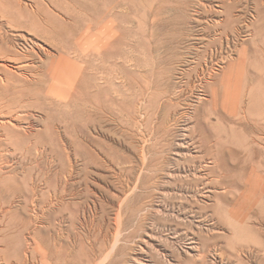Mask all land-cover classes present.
<instances>
[{
    "label": "rangeland",
    "instance_id": "1",
    "mask_svg": "<svg viewBox=\"0 0 264 264\" xmlns=\"http://www.w3.org/2000/svg\"><path fill=\"white\" fill-rule=\"evenodd\" d=\"M82 2L92 10L98 8L116 13L113 19L118 30H121L119 33L122 41L124 40L116 57L120 73L116 75L118 78L114 77L113 82H102L104 84H101V87L109 92L108 96L118 98L120 104L116 108L112 104L108 111L97 114L91 111L94 105H90L87 108H90L88 112L94 116L93 121L88 123V129L84 126L82 115L75 113L74 117L80 116L75 118L77 125L73 126L69 132L59 126L60 134H58L64 145L41 149L42 153L38 157V162L45 170L50 171V177L54 180L68 178L73 184L71 186L73 194L69 196L68 202L73 204L75 209L64 215L65 218L59 211L53 212L51 226H45L42 229L45 243L40 238L36 239L35 233L38 227L35 216L38 212V214L41 213L40 208L43 202L49 201L50 198L47 196L46 200L41 198L40 202L35 203L32 197L20 196L15 199L7 196L6 203H9L8 206L13 203L17 212L11 215V219L7 218L9 221L7 219L4 221L5 234L11 242L9 240V244L0 242V264H86L84 250L90 249L91 245L95 244L96 238L102 240L101 248L104 251L97 255L92 264H170L171 262V264H192L189 235L208 225L206 214L210 215L214 221H218L216 218L218 216H213L217 211L221 220L225 219L232 224H240L244 220L242 224L244 228L237 232V239H246L245 237L251 234L246 220L241 216H246L245 212H264V149L261 148V146L264 148V120L260 121L263 124L258 129L252 130H243L233 123L229 125L219 123L215 117L210 124L206 125L208 129L206 131L212 134L213 139L220 134L222 140L230 147L243 152L241 154L243 163L246 158L252 159L245 163L251 168L248 191L239 194V200L234 207L224 203L218 204L216 195L222 191V186L217 184L215 176L200 177L198 172L203 168L205 158L208 157L201 146L199 132L193 134L195 108L192 105L198 106L194 101L200 93V77L197 72L192 71V78L183 79L185 94L177 100L174 99L175 84L170 85L171 81L168 80L166 72L172 75L171 72L174 73L176 69L180 71L179 63L185 60L184 65L195 66L193 58H197L202 53L198 66L201 68L203 65L205 69L208 67L212 71V77L206 84L207 90H205L208 100L211 99V89L219 87L214 84L217 81L222 91L218 110L225 114L230 113L234 117L235 111H232L236 108L234 106L236 97H233L235 90L247 87L249 93L247 92V96L244 92L245 96L240 105L242 111L238 109L240 115L243 114L242 112L247 110L251 101L250 87L252 86H254L253 89L256 88L257 97L260 98L259 103L263 107L264 0H82ZM28 3L36 6L34 1ZM44 3L49 5L50 11L55 16L66 21L71 20L70 15L50 6L47 0H44ZM69 9L70 12L81 13V17L87 14L83 8L81 10L70 6ZM87 17L90 18V15ZM109 19L111 17L103 21L102 25L107 24ZM4 32L7 35H33L25 31L12 30L6 26H4ZM129 40L133 49L134 65L128 67L127 64L125 65V56L128 52L126 43ZM257 40L260 41L257 42ZM209 41L214 42L210 47L206 46ZM38 42L58 55L51 45L39 40ZM240 54H244V58ZM172 56L175 57L174 62L169 60ZM238 60L241 62L240 65ZM121 68L128 72H126L128 76L124 75ZM248 75L258 76V79L256 78L254 82L250 81L252 83L250 84L247 80ZM188 80L192 85L195 82L194 85H198V88L188 86ZM22 85L23 82L17 79L11 81L4 79V82L0 80V95L4 94V102L14 97L16 92L22 89ZM47 87V83H40V88L44 91L43 95L46 94ZM80 87L89 88L90 84L84 81L78 88ZM129 94L132 97L131 101L126 98ZM74 98L80 99L75 95ZM170 99L173 104L169 103L166 106V102ZM104 100L106 101V97ZM105 103L111 104L110 101ZM231 106L232 109L229 108ZM199 108L201 114L207 115L214 107L205 101ZM35 115L39 128L43 129L45 114L37 112ZM258 116L262 118L264 113ZM172 118L180 119L182 124L175 126ZM158 125L163 126V129L167 126V131L174 133V136L168 134L170 145H167L168 143L163 146L157 145L158 138L153 132ZM196 143L199 145L195 146ZM144 146L148 151V162L146 160L145 163L141 152ZM251 149L254 152L253 155L250 152ZM243 163L240 166H245ZM145 164L148 170H145L139 188L134 190L138 175L146 167ZM252 168H256L255 171ZM7 169L12 170L10 167ZM14 169L23 178L30 168L15 166ZM156 172L160 177L159 188L149 189L147 181H150ZM33 175L38 183L43 184L41 172L34 170ZM26 179L30 181V177ZM140 204L147 206L143 212L136 210ZM238 218H242L241 221ZM17 236L20 238L18 239ZM36 242L41 243L42 251H35ZM60 245H63V248L60 249ZM223 245L225 246V243ZM111 247H114L115 253L106 260V254H109ZM165 254L169 255L171 261L170 259L166 261ZM187 261L188 263H185Z\"/></svg>",
    "mask_w": 264,
    "mask_h": 264
},
{
    "label": "bare ground",
    "instance_id": "2",
    "mask_svg": "<svg viewBox=\"0 0 264 264\" xmlns=\"http://www.w3.org/2000/svg\"><path fill=\"white\" fill-rule=\"evenodd\" d=\"M33 1L36 4V6H32L31 3H28ZM47 1L49 2L50 6H53L55 9L58 8L60 9V11H63V13L70 15L71 18L69 19L71 20L66 21L58 16H55L50 11L49 5L47 6L45 4L46 2L44 3V0H26V1L0 0V80L4 82V79L7 81H11L12 79L14 80L17 79V81L23 82L22 89L18 90L15 96L14 97L12 96L11 99L9 98L8 101L4 102V94L0 95V242L3 243L5 242L6 244H9L10 239L8 238V235L5 234L6 230H4L5 227L4 221H6L7 218L11 219V215H13V213L15 212L13 203H11L9 206H8L9 203L8 202L6 203L5 199L7 196L13 197L15 199L16 197L18 198L20 196L32 197L35 203L40 202L41 198L43 200H46L47 196L48 198H50L49 201H44L43 205L40 204L42 205L40 208L41 213L38 214L39 212L38 213L36 212L37 214L35 216L36 224L37 227L39 228V230L37 228L35 233L36 239L40 238L42 242H45V239L43 238L42 235L43 233L42 229L45 226L48 227L51 226L53 212L59 211V213L63 215V218H65L64 215H67L69 211L71 213L73 209H75L73 207V204L68 202L69 196L73 194L71 190V186L73 184L71 183V181L68 178L67 179L65 178V180L52 179L50 177L51 174H49L50 171L45 170L41 165V163L38 162V157L42 153L41 149L53 148V147L55 148V146L58 147L64 145L60 139L61 136L59 135L60 134L59 126L63 127L65 129L64 131L69 132V130H71L73 126L77 125L75 124L76 123L75 118L77 117L79 118L80 116L79 115L74 117V114L79 113L82 115L84 119L83 120L85 122L84 126L87 127L86 129H88V123H91L93 121V116H94L93 114L88 112L90 108L89 109L87 108L90 105L92 106L94 105L93 107L94 110H92L93 109L92 108L91 111H94L95 112L94 114H97L99 112L108 111L111 108L112 104L114 105V108H116V106L120 104L118 98H112L111 96H108L109 92L106 91L105 89H102L101 87V84L107 82H113L114 77H117L116 75L120 73L118 70V68L120 67L117 64L116 57L119 55V49L121 45L124 43L123 42L124 40L122 41L121 35L119 33L120 29L118 30L117 24L114 20L116 13L113 11L110 12L102 11L98 8L94 10H92L91 8L89 9L87 8L88 6L86 7V5L83 4L82 0H47ZM12 3H14V5H12ZM70 6L78 7L81 10L83 8L84 9L83 11H86L87 14L84 15L85 17L84 16L81 17L80 16L81 13L80 14L75 13L76 11L70 12L69 9ZM87 15H90V18L87 17ZM109 17H111V19H109L107 24L102 25L103 21H105ZM4 26L12 30L25 31L33 35H7L4 32ZM254 39H256L255 36ZM38 40L51 45L53 50L58 52V55H55L56 53L54 54L53 52L48 50L47 47H44L40 42H38ZM259 41L257 40V42ZM213 44H214L213 41H209V43H207L206 46L210 47ZM126 45L128 46V52L126 53L125 56V65L127 64L129 67L134 65L131 40H129V42L127 41ZM241 56L244 58V54ZM201 58H202V53L198 55L197 58L195 59L193 58V60H195L193 61L195 66H190V64L188 63L190 68H188L189 66L187 64L184 65V62L186 60L181 61V63H179V66H181L179 68L180 71L176 69L174 73L171 72L172 75H170L168 72H166V74H168V80L171 81L170 85H172L173 83L175 84L174 99L177 100L185 94L186 88L184 87L185 89H183L182 80L186 78L189 79L192 78V74H191L192 71L194 73L197 72V74L199 75L200 93L197 94V96L195 97L196 100L194 101V103L198 106L192 105L195 108V111L193 110L195 112V117H194L195 127L193 126L194 127L193 134L195 132H199L200 134L199 137L201 138V146L202 148H204L203 151L208 156L207 158H205L206 161L204 163L203 168L198 170L199 176L200 177L201 176L204 177L205 175H208L210 177L215 176L214 179L215 178L217 179L216 180L218 182L217 184L222 186V191H220V193L218 192L217 193L218 195H216L217 203L218 204L224 203L228 206L234 207L239 200L238 199L240 196L239 194L243 191L246 190L248 191L250 187V182L248 179L251 174V168L250 166H247L245 163L251 161L252 159L246 158L244 161L245 163H243V158L241 157L242 156L241 154H243V152L237 151L233 147H230L228 143L222 140L221 136H219L220 134L216 136L217 137L216 139H213L212 134L206 131L207 129L206 125L210 124L212 122V119L215 117L216 120L219 121V123L222 124L225 123L228 125L229 123H233L238 128L241 127L243 130L258 129L264 123V122L260 123L261 120H264V116L262 118L261 116L260 117L258 116L264 113V106L261 107L259 103L260 98L257 97V93H256L257 90L256 88L253 89L252 87L254 86H252L250 87L251 101L247 107V110L242 112L243 114L240 115L239 113L240 111H242L240 109V105L242 103L243 97L245 96L244 92L247 95L248 92L247 87H243L242 89L237 88L235 90L234 93L235 96L233 97H236V102L234 104L236 108H234L235 110L232 111V112L235 111L234 117H232V114L230 113L229 115V114H225V112L222 113L220 110H218V108H220V106H218V102L220 103V99H221L220 94L222 91L220 90V85L219 82L217 81L214 84L215 85L217 84L219 87L217 86L218 88L211 89V99L208 100V97L206 95L207 91L205 90H207L206 84L209 83L208 81L210 77H212V71L207 67L208 65L206 66L207 67L206 69L204 68L203 65L201 68L198 66L200 65ZM169 60L171 62H174L175 57L172 56L169 58ZM240 63L241 62L239 61V65ZM182 67H184V69H181ZM230 68L232 67L230 66ZM121 70H123V73L125 75L127 71L125 72L124 68H121ZM256 78L258 79V76L256 77L251 75L247 76V80L249 82L250 81L254 82ZM176 79L179 81L176 82L177 81ZM84 81L89 82L90 87L89 88L87 87L85 89H83L84 87L83 88L80 87L79 89L78 87ZM40 83L42 84L47 83L48 85L46 94L44 95H43L44 91L40 88ZM194 83L192 85L191 81L188 80V86L192 85V87L198 88V85H194ZM237 83L239 82L237 81ZM232 84H234V82ZM250 84L252 83L250 82ZM9 87L10 86H8V88ZM74 95L79 97L80 99L74 98ZM104 97H106V101H110L111 104L105 103L106 101L104 100ZM142 97H144V95ZM126 98L129 101H131L132 98L131 94H129V97ZM148 101L150 102V100ZM205 101H208L209 105L214 107L213 108L214 111L213 110L210 112L208 111L209 113L207 115L201 114L199 108L200 105L205 103ZM172 102H173L172 99H170L169 101L166 102L167 104L166 106H168L169 103L173 104ZM223 103L224 102H222L221 104ZM147 105L149 107V104ZM232 106L229 108L232 109L233 108ZM148 107H146V109ZM238 109H240V111ZM37 112L44 113L46 116L43 129L39 128L40 126H38L37 124V120H36L37 118L35 115V113ZM144 113H146V111ZM175 115H177V113ZM180 121L181 120L177 118L173 119L175 126H179V123H181ZM224 126L226 127V125ZM211 128L213 129V127ZM163 130H164V134H163ZM216 133H214V135ZM153 134L158 138V143H157L158 146L160 145L163 146L166 145L167 143H168L167 145H170L169 136H174V133H169V130L167 131V126L164 127L163 129V126L161 125L160 126L158 125V127H156ZM168 134L170 135L168 136ZM196 145L199 144L196 143L195 146ZM261 148L264 149L262 146ZM199 151L201 150L199 149ZM141 152L144 163L146 160L148 162L147 159L148 151L146 149V146L142 148ZM250 152L252 155L254 154L252 149ZM201 153L203 152L201 151ZM241 163H243L245 166H240ZM145 165L146 167H144L138 175L137 181L134 185V190L139 188L140 181L144 178L143 177L144 172L146 169L148 170L147 164ZM231 165L233 166L230 167ZM15 166H21L22 168L25 167L30 169H28V171L25 172V176L21 178L20 177L21 175H19V173L14 169ZM201 166L202 165H200V167ZM7 167L12 168V170L7 169L8 170L7 171L6 170ZM255 169L253 170L255 171ZM34 170L37 172L39 171L43 174V176L40 175L42 177L41 181L43 184L38 183V181L33 178ZM27 177H30V181L26 179ZM159 181H160V177L156 172V174H154L152 179L150 181H147L148 188L158 189ZM44 186L47 190H45ZM37 205L39 206V203ZM146 208L147 206L145 204H140L136 207V210L138 212H143L144 210H146ZM245 213L246 216H241V217H244V219L246 220L247 226L249 227L248 230L250 231L251 234L245 237L246 239H242V238L237 239V232L239 230H243L244 228V226L242 225L244 220H242L240 224L237 223L232 224L225 219L221 220L218 211L217 213L214 212L213 215V216H218L216 217L218 221L216 220L214 221V219H212L210 215L206 214L205 217L207 220L206 222H208V225L203 226V228L201 227L198 232L193 234L191 233V235H189V241H191L190 249L192 250L190 254L192 256H191V260L190 259L188 260H190L192 264H264V212L257 213L256 211H252ZM238 219L239 221H241L242 218H238ZM209 223L211 224L209 225ZM17 237L18 239L20 238L19 236ZM44 237L46 238L45 234ZM101 241L102 240L100 238H96L95 244L91 245L90 249L84 250V255H85L84 259L86 261V264H92V261L96 260L95 258L98 257L97 255L102 254V252L104 251V250L102 251L101 248L103 245ZM223 243H225V246L223 245ZM105 244L104 247L107 248ZM59 247L61 249L63 248V245H60ZM114 247H116V245ZM114 247L113 248L111 247L112 249L110 248L109 254L105 253L107 255L106 260H108V258L111 257L113 253H115ZM29 249L31 250L30 247ZM33 250H35L34 247ZM38 250L42 251L41 243L36 242L35 251ZM31 252L33 251L31 250ZM165 257H166V261H169L168 260L170 259L169 255L165 254ZM185 263H188V261Z\"/></svg>",
    "mask_w": 264,
    "mask_h": 264
}]
</instances>
